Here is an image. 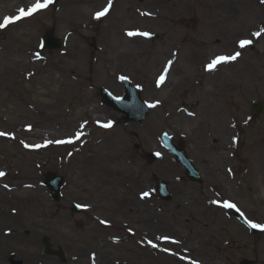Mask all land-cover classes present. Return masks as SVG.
Segmentation results:
<instances>
[{"label": "rangeland", "instance_id": "374dc122", "mask_svg": "<svg viewBox=\"0 0 264 264\" xmlns=\"http://www.w3.org/2000/svg\"><path fill=\"white\" fill-rule=\"evenodd\" d=\"M34 3L0 0V22ZM107 5L58 0L0 29V264H264V228L234 216L264 225V114H251L264 100V2L112 0L95 18ZM47 32L59 49L42 46ZM121 77L149 105L142 122L124 123L101 100L100 87L122 95ZM45 171L64 178L57 202ZM156 177L170 200L155 194ZM43 235L64 262L43 253Z\"/></svg>", "mask_w": 264, "mask_h": 264}, {"label": "water", "instance_id": "95a60500", "mask_svg": "<svg viewBox=\"0 0 264 264\" xmlns=\"http://www.w3.org/2000/svg\"><path fill=\"white\" fill-rule=\"evenodd\" d=\"M56 1L57 0H54V2ZM44 41L45 46L48 49H57L60 47V42L57 39L52 38L49 32L44 35ZM122 82L124 84L125 92L123 97L115 98L105 89H101L102 100L106 105L112 107L114 110L123 113L124 121L141 122L148 114V107L143 101H141L137 89L131 86L127 79H123ZM252 113L254 116L264 113V101L254 103L252 106ZM161 141L163 145L174 155L175 160L183 165L185 174L192 181L199 182L201 177L197 169L193 166V163L187 158L185 152L177 148L173 144L172 140L165 134L161 135ZM146 157L151 160L155 159V155L152 153L147 154ZM45 185L51 190V196L53 199L57 200L59 198V188L62 185V179L56 177L53 173H46ZM156 191L160 198L165 200L170 199V195L167 193V187L164 181L156 180ZM42 243L46 253H55L60 258H63V252L61 249H58L57 251L51 249V244L47 237L42 238ZM242 264H251V261L243 260Z\"/></svg>", "mask_w": 264, "mask_h": 264}, {"label": "snow or ice", "instance_id": "6c2138e0", "mask_svg": "<svg viewBox=\"0 0 264 264\" xmlns=\"http://www.w3.org/2000/svg\"><path fill=\"white\" fill-rule=\"evenodd\" d=\"M52 2H53V0H36V3L31 5L29 8L20 9L18 16L5 17L4 20L2 22H0V29L6 28L8 25L13 24V23L17 22L20 19L30 17V16L34 15L35 13H37V12L43 10V9H46ZM111 2H112V0H108V5L103 10L95 13V18L100 19L101 17L105 16L110 10ZM262 2H264V0H262ZM144 35H148V34L144 33ZM254 35L260 36L261 33L258 31L256 33H254ZM251 43H252L251 40H243L242 39V40L239 41V46L241 48H244L246 45H249ZM240 55H241L240 52H236L235 54H233L231 56H219V57L215 58L214 60H212L211 63L207 65V68H208V70H212L219 63L227 62L229 60H233L234 61ZM169 64H171V61H169ZM121 79H124V77H121ZM163 79H164V77L161 76L160 80L162 81ZM110 126H111L110 124L104 125V127H110ZM0 135H6V133L0 132ZM57 143H63V141H57ZM4 175H5V173L0 171V176H4ZM143 195L147 196L148 193L145 192V193H143ZM223 206L226 207V208H236L235 204L229 203V202H224ZM236 210L239 211L238 208H236ZM241 215H243V213H241ZM101 223H106V222L105 221H101ZM249 223H250V226L253 227V228H264V225L253 224L251 222H249ZM163 239L167 240L169 238L168 237H164ZM153 247H156V245H153ZM165 251H167V249H165ZM192 264H196V262L193 261Z\"/></svg>", "mask_w": 264, "mask_h": 264}, {"label": "bare ground", "instance_id": "6f19581e", "mask_svg": "<svg viewBox=\"0 0 264 264\" xmlns=\"http://www.w3.org/2000/svg\"><path fill=\"white\" fill-rule=\"evenodd\" d=\"M226 2H227V4H228V7H231V6H232V2H229V1H226ZM163 82L166 83V80H164ZM213 148L218 149V150H220L221 152H223V151H222L223 149L221 148L220 145H219V146L217 145V146H215V147L213 146ZM221 152H220V153H221Z\"/></svg>", "mask_w": 264, "mask_h": 264}]
</instances>
